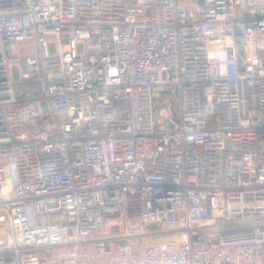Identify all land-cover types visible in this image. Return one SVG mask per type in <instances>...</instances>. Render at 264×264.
Masks as SVG:
<instances>
[{
    "label": "built area",
    "instance_id": "built-area-1",
    "mask_svg": "<svg viewBox=\"0 0 264 264\" xmlns=\"http://www.w3.org/2000/svg\"><path fill=\"white\" fill-rule=\"evenodd\" d=\"M0 264H264V0H0Z\"/></svg>",
    "mask_w": 264,
    "mask_h": 264
},
{
    "label": "rangeland",
    "instance_id": "rangeland-1",
    "mask_svg": "<svg viewBox=\"0 0 264 264\" xmlns=\"http://www.w3.org/2000/svg\"><path fill=\"white\" fill-rule=\"evenodd\" d=\"M35 52V46L32 42L25 43L20 47L21 54H29Z\"/></svg>",
    "mask_w": 264,
    "mask_h": 264
}]
</instances>
